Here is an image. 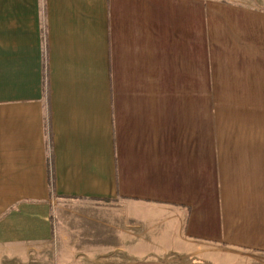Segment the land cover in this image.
I'll return each mask as SVG.
<instances>
[{"label": "crops", "instance_id": "obj_1", "mask_svg": "<svg viewBox=\"0 0 264 264\" xmlns=\"http://www.w3.org/2000/svg\"><path fill=\"white\" fill-rule=\"evenodd\" d=\"M241 255L264 257V0H0V264Z\"/></svg>", "mask_w": 264, "mask_h": 264}, {"label": "rangeland", "instance_id": "obj_2", "mask_svg": "<svg viewBox=\"0 0 264 264\" xmlns=\"http://www.w3.org/2000/svg\"><path fill=\"white\" fill-rule=\"evenodd\" d=\"M205 248L208 249L209 245L205 246ZM232 258L235 260L230 261V263L228 260L226 262L223 261V264H264V257L262 255H253L252 257L247 256V255H241V257L238 256V257H232ZM162 260H163V263H161V264H168L170 262V256H165V257H163ZM187 262H188V264H212L210 262V257L205 258L204 256H201L198 258L193 257L192 259L188 260ZM213 264H216V263L213 262Z\"/></svg>", "mask_w": 264, "mask_h": 264}]
</instances>
